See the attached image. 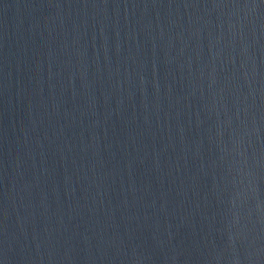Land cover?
<instances>
[{
    "label": "water",
    "instance_id": "95a60500",
    "mask_svg": "<svg viewBox=\"0 0 264 264\" xmlns=\"http://www.w3.org/2000/svg\"><path fill=\"white\" fill-rule=\"evenodd\" d=\"M0 264H264V0H0Z\"/></svg>",
    "mask_w": 264,
    "mask_h": 264
}]
</instances>
